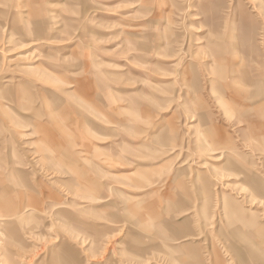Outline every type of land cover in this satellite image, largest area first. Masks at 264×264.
I'll list each match as a JSON object with an SVG mask.
<instances>
[{"label":"rangeland","instance_id":"1","mask_svg":"<svg viewBox=\"0 0 264 264\" xmlns=\"http://www.w3.org/2000/svg\"><path fill=\"white\" fill-rule=\"evenodd\" d=\"M0 264H264V0H0Z\"/></svg>","mask_w":264,"mask_h":264},{"label":"crops","instance_id":"2","mask_svg":"<svg viewBox=\"0 0 264 264\" xmlns=\"http://www.w3.org/2000/svg\"><path fill=\"white\" fill-rule=\"evenodd\" d=\"M250 185L252 186L253 184H250ZM254 187H255V186H254ZM28 209H31V208H28ZM246 233L249 234L248 236H250V232L246 231ZM258 234L262 235V230H259V231H258Z\"/></svg>","mask_w":264,"mask_h":264},{"label":"bare ground","instance_id":"3","mask_svg":"<svg viewBox=\"0 0 264 264\" xmlns=\"http://www.w3.org/2000/svg\"><path fill=\"white\" fill-rule=\"evenodd\" d=\"M27 209H28V208H27ZM26 211H29V210H26ZM26 211H25V212H26ZM1 221H2V219H1Z\"/></svg>","mask_w":264,"mask_h":264}]
</instances>
